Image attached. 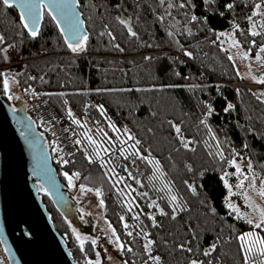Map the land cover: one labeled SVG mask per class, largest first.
Here are the masks:
<instances>
[{
	"label": "trees",
	"instance_id": "trees-1",
	"mask_svg": "<svg viewBox=\"0 0 264 264\" xmlns=\"http://www.w3.org/2000/svg\"><path fill=\"white\" fill-rule=\"evenodd\" d=\"M171 2L176 6L167 8L160 5L159 0H80L79 9L89 40L87 51L79 54H73L66 47L46 12L39 35L31 38L21 26L16 10L0 3V33L5 35L6 44L14 45L7 50V59L0 53V72L16 81L21 97L25 87L40 94L72 132L76 152L68 163L54 165L57 175L73 200L65 172L70 176L80 173L79 178L73 176L75 187L84 185L95 193L96 189L100 190L102 215L124 246L121 249L124 264L125 261L127 264H157L149 259L144 248L148 240L155 241L151 255L161 257L159 264H188L190 259L203 260L205 264L209 261L211 264H244L236 236L249 231L250 226L229 214L221 178L225 172H235V167L227 162L235 158L237 164H243V174L238 176L250 178L244 184L250 186L251 177L255 175L254 187H264L261 184L264 180V97L257 96L241 83L218 31L233 30L239 48L249 56H256L264 48V35L260 32L262 14L255 5L264 6V2L214 0L205 5L203 0H191L184 8L179 4L187 0ZM227 3H233L234 7L225 8ZM117 4L119 9L115 7ZM193 14L207 17V21L191 22ZM118 15L125 19L131 17L138 38L130 37L124 26L115 20ZM158 16H164V21H159ZM103 23L109 25L116 36L114 43H119L123 52L112 46L109 37L99 36ZM252 31L260 35L253 36ZM169 32L173 35L169 36ZM5 46L0 45V48ZM181 46L191 51L193 57L184 55ZM146 56L152 59L145 60ZM2 81L0 77L3 98L6 91ZM97 89L132 91L98 92ZM61 93L64 95H59ZM228 103L234 108L225 112ZM207 105L214 109L211 116L207 115ZM73 120H79L80 124ZM169 121L180 125L183 136L194 141L190 145L194 151L183 148ZM110 124L120 131H113ZM37 128L46 136L53 156L54 141L39 123ZM125 128L141 141L136 146L140 154L160 161L163 176L155 173L154 166L147 161L128 155L134 151L129 147L134 141L127 139ZM88 136L96 143H91ZM76 140L81 143L76 144ZM121 140L127 143L121 144ZM105 148L109 151L105 152ZM121 148L126 149L127 159L120 155ZM221 149L223 160L216 155ZM86 152L92 155V163L86 159ZM250 161L251 172L248 170ZM102 162H105L104 167H101ZM229 176L231 180L237 178V175ZM185 181L196 187L195 194ZM169 183L170 190L165 187ZM145 192L147 196L142 195ZM171 195H177L179 204L186 207L185 211L177 210L175 219H172ZM41 196L73 260L77 264L94 262L97 252L92 241H80L73 225L55 210L49 197L43 192ZM152 201L168 215H161L155 205L149 207ZM213 208L215 212L211 211ZM151 215L155 216L158 227H153ZM218 238L216 251L204 257L203 251ZM185 242H190L187 246L193 249L192 253L178 247Z\"/></svg>",
	"mask_w": 264,
	"mask_h": 264
},
{
	"label": "water",
	"instance_id": "water-1",
	"mask_svg": "<svg viewBox=\"0 0 264 264\" xmlns=\"http://www.w3.org/2000/svg\"><path fill=\"white\" fill-rule=\"evenodd\" d=\"M12 8L23 27L22 10ZM39 11L43 13L37 25L40 31L48 9ZM76 11L81 13L79 5ZM80 18L84 21L82 13ZM57 30L64 42L58 27ZM81 31H87L85 21ZM42 192L72 225L77 218L76 203L59 180L46 136L37 128L22 99H16L12 106L0 95V243L3 251L9 264H77L55 229L42 202Z\"/></svg>",
	"mask_w": 264,
	"mask_h": 264
},
{
	"label": "snow or ice",
	"instance_id": "snow-or-ice-1",
	"mask_svg": "<svg viewBox=\"0 0 264 264\" xmlns=\"http://www.w3.org/2000/svg\"><path fill=\"white\" fill-rule=\"evenodd\" d=\"M80 0H39V2L37 3V0H0V3H2L4 6H7L9 8L12 7H17L19 9H21V21L23 23V27L25 29H27L28 34L30 35V37L32 38H36L39 35V28H38V20L39 18L43 15V13L39 10L42 9H48V15L52 16L53 21H55L57 27L59 28L60 33L63 35L64 37V43L66 45V47L73 53V54H79L82 52L87 51V46H88V40H89V34L87 31H81V28L83 26L84 21L81 20V13L76 11L77 6L79 5ZM205 5H208L210 3H213L214 0H203ZM262 2H264V0H262ZM159 4L164 6L166 5L167 8H173L176 5L174 3L171 2V0H159ZM191 4V0H187V3L185 2H181L179 4V7L184 8L186 6H189ZM117 9L120 8V5L117 4L115 6ZM191 7H195L194 5H191ZM225 8L227 9H232L234 7L233 3H227L224 5ZM256 9L260 8V4H256L255 5ZM58 13L59 15H53V13ZM170 14V13H169ZM221 15H223V13H221ZM253 16L257 15V12L254 11L252 13ZM138 19V18H137ZM157 19L161 22L164 21L165 17L164 16H158ZM115 20L122 26H124V28L126 29L127 33L129 34L130 37H137V33L133 30L132 27V23H131V17L125 19L122 18L121 16H116ZM203 21L206 22L207 21V17H197L195 14L191 15L190 17V21L191 22H199V21ZM249 20H251V17H249ZM30 22V23H29ZM64 24V27H60L61 24ZM31 25V26H30ZM237 28L239 27L238 25L236 26ZM254 27V25H253ZM169 36H172L173 34L171 32L168 33ZM189 34L191 35V31L189 30ZM220 35H223V33H221ZM251 35L256 36V35H260V33L256 32V31H252ZM99 36L100 37H109L110 40L109 42L112 43V46L120 51L123 52L124 49L121 48L119 43H114L116 41V36L113 34V32L110 30L109 25L107 23H103V30L99 32ZM253 44H255V41L252 42ZM234 44H238V41H234ZM0 45H6L3 48H0V53L4 54V59H7V50L9 48L14 47V45L12 44H6V38L5 35L0 33ZM181 50L183 51L184 55L188 56L189 58L193 57V53L191 51H188L186 49H183V46H181ZM261 51H264V48H261ZM145 60H151L152 57H144ZM229 59L231 60L232 57L229 56ZM257 59H261V57L258 55ZM177 75H179V73H177ZM0 77H3V88L5 91L9 90V79L8 77L0 72ZM31 79H35V77H31ZM42 79V78H41ZM167 87H172V86H167ZM136 91H141V90H145V91H150L152 89H135ZM27 91V90H26ZM96 91H132V89H97ZM44 95H54L53 93H45ZM59 95H64L63 93L59 94ZM46 103V101H45ZM65 103H67V101H65ZM101 113L103 114V106H99ZM234 108V105H232L231 103H228L227 106L224 108L225 112H229L230 110H232ZM207 115L211 116L214 113V109L212 108L211 105H207ZM68 114L69 116L72 115L71 113V109H68ZM73 123L76 124H80L79 120H73ZM171 127L174 129L175 134L177 136V138L179 139L181 145L183 146V148L185 149H189L194 151V148H190V145L194 143V141L192 140H187L182 132H181V127L178 124L173 123L172 121L168 122ZM201 123H204V121H201ZM109 127H111L113 129V131L119 132V129H116L114 125H109ZM102 131V130H101ZM149 131H151V129H149ZM125 134L129 133V130L127 128L124 129ZM104 136L107 137V133H104ZM88 140L95 144L96 141L92 139L91 136L87 137ZM215 139V137H213ZM111 138H109L110 140ZM127 139L128 140H132L134 141L133 144L129 145V147H131L134 151L132 153H129L128 155H135L137 156L140 160H145L147 161L148 164L153 165L155 168V173H158L160 176H163L164 173L161 170L160 167V161L153 158H149V156H145L139 153V149L136 147L137 145L141 144V141L139 139H136L134 135L128 134L127 135ZM76 144H80L81 141L80 140H76L75 141ZM121 144H126L127 141L126 140H121L120 141ZM217 146L219 147V142H217ZM245 148H247V144L244 145ZM105 152H108L109 150L107 148L104 149ZM234 151V150H233ZM126 149L121 148L120 149V155L124 156L125 159H127V155H125ZM71 155V154H69ZM86 155V159L88 160L89 163L93 162V157L92 155H89L87 152L85 153ZM98 153H97V157H98ZM216 155H218L222 160L224 159V155H223V150L221 149L219 152L216 153ZM236 155H239L238 153H236ZM231 166L235 167V172L229 174L228 172L224 173V176L221 178L224 182L225 187L228 189V196L225 197V205L228 209H230V215L232 212H235L236 218L237 219H241L244 220L249 226L250 229L249 231L246 232H242L239 233L236 236V239L240 242V250L241 253L243 255V259H244V264H264V209H259V219L258 220H254L251 218H248L247 214H241L239 212V208L236 207L235 205H233L230 202V197L233 194L232 193V185H230L228 183V180L226 179V177H228L229 175H238V174H243V170L240 168L239 164H237L235 158L227 161ZM62 163H68L67 160L62 161ZM104 163H101V167H104ZM134 163V161H133ZM189 170H191V166H188ZM125 170L127 171V167L125 166ZM248 170L249 172H251L253 170V166L251 164V161L248 164ZM109 171H112V169H109ZM129 176L132 179H136L135 177H132V174L129 172L128 173ZM105 175H107V173H105ZM155 175V174H154ZM64 176L68 179L69 185L71 186H75L72 184V179L73 176H75L76 178L80 177V173L79 172H75L73 173L71 176L65 172ZM256 176L253 175L251 177V185L250 186H255V181H256ZM120 179L122 180L123 177H120ZM151 179V178H150ZM249 176L244 175L243 180H240L239 183L236 184L237 188H243L244 187V181L249 180ZM137 183H140L139 180H136ZM185 184L188 186V188L192 191L193 194L196 193V187L192 184H188L187 181H185ZM261 184L264 185V180H261ZM143 186V185H141ZM86 186L81 185L82 190L85 189ZM166 188H169L170 190V183L165 185ZM87 191H93V189L91 188H87ZM96 194L100 195V190L96 189ZM142 195L147 196V192L143 193ZM245 195V199H248L246 194ZM260 195L264 196V187L261 188L260 191ZM179 197L177 195H171L170 197V204L174 205V207L172 208V219L176 218V214H177V210L179 209V211H185L186 207H182L179 204ZM100 204L103 205V200L100 201ZM153 205H155L158 209H159V205L156 204V201H152L151 204H149V207H152ZM160 214L161 215H168V213L164 212L163 209H159ZM212 212H215V209H211ZM121 219H123V217H121ZM150 219H152L153 221V227H158L159 225L156 224L155 221V216L151 215ZM125 227H127V225H125ZM259 231H256V230ZM115 231V230H113ZM191 231V229H190ZM193 237L195 238V232L192 233ZM129 236L132 235L131 232L128 233ZM148 234L145 233V236H147ZM119 239V237H117V240ZM219 238L217 239L216 243H213L209 246L208 249L204 250L202 255L204 257H208L210 256L214 251H216L217 249V243H218ZM190 242H185L180 244L178 247L181 250L187 251L189 253L193 252V249L191 247H188L187 245ZM92 244H96V240L93 239L92 240ZM155 244V241L153 240H148V242L144 245V248L146 250V252L149 255V259L156 261L157 264H159L161 257L160 256H153L151 255L152 252V245ZM83 246V242H81V247ZM123 245H120V248L123 249ZM129 252L132 251L131 248L127 249ZM97 255H99V253H97ZM96 264H100V261L97 260ZM125 264H127V262L125 261ZM145 264H147V262H145ZM188 264H205V262L203 260H199V259H190L188 261ZM208 264H211V261L208 262Z\"/></svg>",
	"mask_w": 264,
	"mask_h": 264
},
{
	"label": "rangeland",
	"instance_id": "rangeland-1",
	"mask_svg": "<svg viewBox=\"0 0 264 264\" xmlns=\"http://www.w3.org/2000/svg\"><path fill=\"white\" fill-rule=\"evenodd\" d=\"M257 12L262 14L260 32L264 35L262 29L264 28V6H260ZM221 33L223 35H220ZM218 34L222 46L227 49L229 56L232 57L231 60L237 70L241 83L247 85L257 96L262 95L264 97V51L260 50L256 56H249L237 44H234L236 39L233 30H219ZM258 55L261 59H257ZM11 60L13 59L11 58ZM7 77L9 79V90L4 94L10 93L20 97L16 81L12 77ZM26 110L34 118L28 105H26ZM242 165L239 163L240 168ZM226 179L232 185L233 194L230 197V202L239 208L241 214H247L248 218L258 220L259 209H264V196L260 195L262 187L255 188L244 184L243 188H237L236 184L240 180H243L238 175L236 180H231L230 176L226 177ZM72 184L74 185L73 180ZM69 191L73 194L76 203L77 218L73 219L72 225L77 236L80 241L96 240L94 246L99 255H97L94 262H90L89 264H96L97 260L100 261V264H124L120 243L107 221L103 218L102 206L98 195L93 191L82 190L81 187L71 185L69 186ZM228 194V189L226 188V196ZM244 194H246L248 199H245ZM232 214L235 217L237 215L235 212H232Z\"/></svg>",
	"mask_w": 264,
	"mask_h": 264
},
{
	"label": "built area",
	"instance_id": "built-area-1",
	"mask_svg": "<svg viewBox=\"0 0 264 264\" xmlns=\"http://www.w3.org/2000/svg\"><path fill=\"white\" fill-rule=\"evenodd\" d=\"M262 29L264 33V28ZM21 98L25 105H28V107L30 108L31 115L34 116L36 122L42 126L44 131L47 132V134L54 141L55 152L53 156H51L52 164L64 165L65 163H62V161H68L69 158L76 152V147L72 142V132L65 125H63L59 116L56 114L47 100L44 99L40 94L35 92L32 88L25 87L22 91ZM0 264H9L1 243Z\"/></svg>",
	"mask_w": 264,
	"mask_h": 264
},
{
	"label": "flooded vegetation",
	"instance_id": "flooded-vegetation-1",
	"mask_svg": "<svg viewBox=\"0 0 264 264\" xmlns=\"http://www.w3.org/2000/svg\"><path fill=\"white\" fill-rule=\"evenodd\" d=\"M18 98L22 99L21 97L15 96L14 94H10V93L4 94L3 96V99L7 101L9 104H11L12 106L14 105L16 99ZM24 106L26 107L25 103H24Z\"/></svg>",
	"mask_w": 264,
	"mask_h": 264
}]
</instances>
